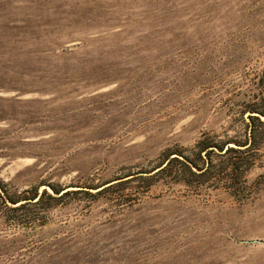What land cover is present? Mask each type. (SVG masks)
Masks as SVG:
<instances>
[{"label":"rangeland","instance_id":"rangeland-1","mask_svg":"<svg viewBox=\"0 0 264 264\" xmlns=\"http://www.w3.org/2000/svg\"><path fill=\"white\" fill-rule=\"evenodd\" d=\"M262 111L264 0H0V264H264ZM204 134L246 196L129 180Z\"/></svg>","mask_w":264,"mask_h":264},{"label":"trees","instance_id":"trees-1","mask_svg":"<svg viewBox=\"0 0 264 264\" xmlns=\"http://www.w3.org/2000/svg\"><path fill=\"white\" fill-rule=\"evenodd\" d=\"M261 115L264 116V111L261 112ZM253 118L260 121V117ZM252 147L253 145L246 148V145L232 141L220 144L215 141L214 137L204 134L198 141V151L195 150L193 156L185 154L184 151H177L153 172H149L152 175H134L129 180H149L163 177L168 181L184 182L190 187L194 186L197 191L206 186L224 188L232 193L246 196L243 184L248 171L255 164V159L251 156ZM46 195H48L47 191L40 196L38 201L43 200ZM37 198L38 196L35 197V199ZM22 201H28V199ZM19 203L20 201L13 204ZM24 206L25 204L18 208Z\"/></svg>","mask_w":264,"mask_h":264}]
</instances>
